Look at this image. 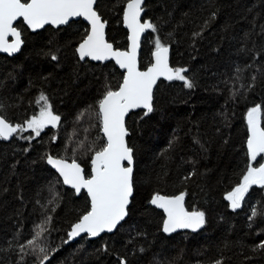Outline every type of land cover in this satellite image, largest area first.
Here are the masks:
<instances>
[{"label": "trees", "instance_id": "16d2710c", "mask_svg": "<svg viewBox=\"0 0 264 264\" xmlns=\"http://www.w3.org/2000/svg\"><path fill=\"white\" fill-rule=\"evenodd\" d=\"M126 2L98 0L95 7L107 21V41L120 50L127 47ZM143 14L157 31L142 38L140 68L151 63L159 36L170 47L169 64L186 68L195 86L159 81L154 110L128 116L127 143L134 149L128 215L110 234L70 243L68 231L89 210V199L64 187L45 158L75 160L90 176L91 158L106 143L98 101L117 90L123 73L111 61L78 59L76 47L88 31L80 20L34 33L21 20L15 24L23 45L12 57L0 54V115L23 130L0 138V264H39L44 255V264H120L121 258L126 264H264V248H257L264 241V186L252 185L235 210L226 199L248 166L264 158L252 162L246 151L250 108L261 106L264 127V0H148ZM41 93L61 119L37 136L25 124L45 105L37 103ZM157 192H185V207L204 211L206 223L164 234L163 213L150 203ZM253 209L258 215L249 219ZM48 218L37 249L21 253L19 246Z\"/></svg>", "mask_w": 264, "mask_h": 264}, {"label": "snow or ice", "instance_id": "6c2138e0", "mask_svg": "<svg viewBox=\"0 0 264 264\" xmlns=\"http://www.w3.org/2000/svg\"><path fill=\"white\" fill-rule=\"evenodd\" d=\"M143 2L144 0H127L123 21L131 30L129 37L131 48L130 51H120L114 50L113 45L105 40L104 28L107 21H102L94 8L97 0H0V51L11 54L20 50L23 43L21 31L14 27V22L18 18H22L28 27L35 30L43 28L46 24L63 25L69 23L70 18L84 17L90 23L91 30L86 33L76 49L79 58L83 60L85 57H91L93 60L102 61L111 57L115 58L121 68L127 70L118 90L109 89L98 101V115L107 142L95 151L91 160V175L85 178L83 169L75 160L69 164L64 159H57L51 155L47 157V162L59 171L65 184L72 185L77 193H80L81 189H86L90 197V209L85 212L79 222L72 226L68 234L69 239L81 233L96 237L105 231L112 232L128 215V205L133 195L134 172V149L128 146L125 139L129 135L125 126V116L129 110L142 107L147 110L145 115L154 110L152 89L159 76H166L169 80H181L187 88L195 86L194 82L184 75L186 68L169 67V48L161 42L159 36L155 39L153 53L155 63L146 71L137 69L136 55L140 34L146 29L157 31L156 25L150 20L141 23V14L144 12ZM9 36L14 37L11 42L8 40ZM52 59L56 60L57 56L52 55ZM252 79L254 81L255 76ZM39 101L45 102L40 115L33 116L26 122L28 128L36 131L37 136L43 127L49 124L55 126L61 119L60 116L53 114L51 105L47 103V97L43 93L37 103ZM2 109L3 105L0 104V110ZM261 111V106L257 105L247 112L249 131L247 150L252 161H256L258 156L264 154V127H261ZM18 129L23 130V125L13 126L4 115H0V138L7 140ZM193 174L189 173V176L184 179H189ZM252 185L264 186V163H260L258 167L249 165L241 183L227 193L226 199L231 202L232 209L241 207V201ZM185 195V192H180L178 195L165 196L157 192L152 196L150 203L166 213V219L163 222L164 232L171 233L176 229L195 231L206 223L204 211L196 209L189 211L185 207ZM257 215V210L253 209L249 219ZM50 219L36 226L39 230L35 236L28 240L26 245L19 246L21 253H25L26 248L33 251L37 249V239L46 230L43 225L49 223ZM257 248H264V241H261ZM39 252H45V249L39 247ZM48 259L49 257L44 255L39 264H44V261ZM120 264H126L123 258ZM214 264H222V261L217 260Z\"/></svg>", "mask_w": 264, "mask_h": 264}, {"label": "water", "instance_id": "95a60500", "mask_svg": "<svg viewBox=\"0 0 264 264\" xmlns=\"http://www.w3.org/2000/svg\"><path fill=\"white\" fill-rule=\"evenodd\" d=\"M98 1V0H97ZM148 0H144V2H143V4H142V7L144 8V5H145V3L147 2ZM126 4H127V2L125 3V5H124V9L126 8ZM96 7V5H94V8ZM96 9V8H95ZM124 9H123V13H124ZM144 12H142V14H141V23H143L145 20H147V19H143V16H144V14H143ZM102 19V18H101ZM19 20H21L22 21V23L28 28V31H30V32H37V31H39V30H42L43 28H45L46 26H50V27H53V28H57V27H63L64 28V26H67L69 23H71V22H73V21H82L84 24H86L87 25V29H88V31L87 32H89L90 30H91V25H90V23L84 18V17H73V18H70V21H69V23H67V24H63V25H52V24H46L43 28H40V29H35V30H33V29H31L30 27H28L24 22H23V19L22 18H18V20L17 21H15L14 22V27H15V24L19 21ZM103 21V20H102ZM122 26H123V28L125 29V31H126V33H127V47H126V49H124V50H120V49H115L114 48V46H113V49L114 50H120V51H130V48H131V40L129 39V37L131 36V30L126 26V24L124 23V21H123V14H122ZM105 27H106V24H105ZM19 30V29H18ZM149 29H146L144 32H142L141 34H140V39H139V47H138V49H137V55H136V63H137V69L139 70V71H146L147 70V68L148 67H150L152 64H154L155 63V56L153 55V53L155 52V49L153 50V51H151L152 53H151V63L150 64H148V66L145 68V69H141L140 68V64H139V56H140V50H141V42H142V38L144 37V35L146 34V32L148 31ZM104 36H105V40L107 41V37H106V28H104ZM14 39V37H12V36H9L8 37V40H9V42H11L12 40ZM21 40H22V35H21ZM23 41V40H22ZM83 41V40H82ZM82 41H80V43L82 42ZM108 43H110L109 41H107ZM79 43V44H80ZM79 44L77 45V47H76V49L79 47ZM22 45H23V43L21 44V47H22ZM21 47H20V50H21ZM168 48H169V52H168V64L170 63V47L169 46H167ZM20 50L19 51H17V52H15V53H11V54H9V53H6V52H3V51H0V54L1 55H5V56H8V57H12V56H14V55H16V54H18L19 52H20ZM76 54H77V57H78V59L80 60V61H85V60H89L90 61V63L91 62H93V63H105V62H109V61H111V62H113L114 63V65L119 69V71L120 72H122L123 73V78H124V76L127 74V70L126 69H124V68H121L120 67V65L116 62V60H115V58H109V59H106V60H93L91 57H85L83 60H81L80 58H79V54H78V52L76 51ZM169 67L170 68H173L172 66H171V64H169ZM174 69V68H173ZM123 78H122V82L120 83V85L123 83ZM169 79H167V77L166 76H159L158 78H157V80H156V83L153 85V89H152V96H153V92H154V89H155V87H156V85L158 84V82L159 81H168ZM173 80V79H172ZM170 81V80H169ZM119 85V86H120ZM119 88V87H118ZM118 88H117V90H118ZM116 91V90H115ZM152 102H153V99H152ZM140 110H143V111H147L146 109H144V108H136V109H131V110H129V112L126 114V116H125V126H126V120H127V118H128V116L131 114V113H133V112H137V111H140ZM100 122H101V120H100ZM101 133H102V135H103V137H104V139H105V142H107V138H106V136L104 135V133H103V130H102V123H101ZM16 133V132H15ZM15 133H13V134H15ZM11 135L7 140H9V139H11L14 135ZM248 135H249V131H248ZM246 138H248V137H246ZM3 139V138H2ZM125 139H126V142H127V136L125 137ZM246 149H247V140H246ZM247 151V153H248V150H246ZM93 156H94V154H93ZM93 156H92V158H93ZM249 156V155H248ZM264 157V154H261L260 156H258L257 157V160L260 158V157ZM48 157V156H47ZM47 157L45 158L46 160H45V163H46V165L49 167V168H51L57 175H58V177L60 178V180H61V184H63L64 185V187H66V188H71L72 190H74V192H75V194L76 195H79L82 191H84L85 193H86V196L88 197V199H89V204H90V197L88 196V193H87V190L86 189H81V191H80V193H77L76 192V190L72 187V185H70V184H65L64 183V178H63V176H61L60 175V173H59V171L53 166V165H51V164H49L48 162H47ZM55 158V157H54ZM57 159H63V158H58V157H56ZM92 158H91V160H92ZM249 159H250V157H249ZM64 160H66V159H64ZM251 160V159H250ZM256 160V161H257ZM252 161V160H251ZM66 162L67 163H69V164H71L72 163V161H69V160H66ZM252 162H254V161H252ZM76 163H78V162H76ZM262 163H264V158H263V161H262ZM79 164V163H78ZM80 165V164H79ZM125 166H127V164H125ZM80 167L83 169V167L80 165ZM133 167H134V162H133ZM90 175H91V171H92V164H91V161H90ZM84 171V170H83ZM85 175V174H84ZM85 178H88V177H86L85 176ZM133 196V195H132ZM131 198L132 197H130V203H131ZM130 205V204H129ZM128 205V206H129ZM153 206H155L159 211H161L162 213H163V222H164V220L166 219V213L164 212V210L163 209H161V208H159V207H157L156 205H153ZM90 209V208H89ZM83 216V215H82ZM81 216V217H82ZM80 217V218H81ZM127 217V216H126ZM126 217H125V219H126ZM80 220V219H79ZM79 220L78 221H75V223H77V222H79ZM124 221V220H123ZM123 221H121L120 222V224L123 222ZM163 222H162V228H161V231L164 233V234H166V235H172V234H175V233H177V232H180V230H183V229H176L174 232H171V233H166V232H164L163 231ZM74 223V224H75ZM74 224H72L71 225V227H70V229H69V231H68V234L70 233V231L72 230V226L74 225ZM119 224V225H120ZM118 225V226H119ZM117 226V227H118ZM117 229V228H116ZM116 229H114L112 232H114ZM186 230H189V229H186ZM112 232H107V231H105V232H102V233H100L98 236H96V237H91V236H89L87 233H81L79 236H77V237H74V238H71V239H69V235H68V238H67V240H66V243H70V242H74L75 240H77V239H79V238H81V237H84V236H86L89 240H93V239H97V238H99L100 236H102V235H104V234H110V233H112Z\"/></svg>", "mask_w": 264, "mask_h": 264}, {"label": "rangeland", "instance_id": "374dc122", "mask_svg": "<svg viewBox=\"0 0 264 264\" xmlns=\"http://www.w3.org/2000/svg\"><path fill=\"white\" fill-rule=\"evenodd\" d=\"M39 115H40V112H39L37 115H34V116L38 117ZM32 117H33V116H32ZM32 117H31L30 119H32ZM30 119H29V120H30ZM25 128H26V129H31V128H28V127H27V123L25 124ZM43 128H44V127H43ZM43 128H42V129H43ZM42 129H41V130H42ZM31 130L33 131L34 134H36V131H35L34 129H31ZM41 130H40V131H41Z\"/></svg>", "mask_w": 264, "mask_h": 264}]
</instances>
